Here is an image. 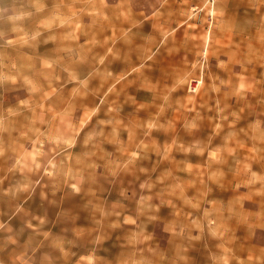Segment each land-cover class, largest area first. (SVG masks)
I'll return each mask as SVG.
<instances>
[{"label": "rangeland", "instance_id": "rangeland-1", "mask_svg": "<svg viewBox=\"0 0 264 264\" xmlns=\"http://www.w3.org/2000/svg\"><path fill=\"white\" fill-rule=\"evenodd\" d=\"M0 264H264V0H0Z\"/></svg>", "mask_w": 264, "mask_h": 264}]
</instances>
